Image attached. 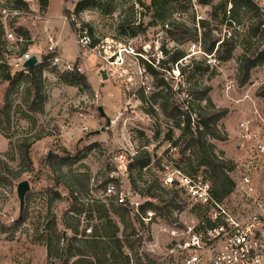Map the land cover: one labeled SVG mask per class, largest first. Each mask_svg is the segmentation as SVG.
I'll return each instance as SVG.
<instances>
[{
  "label": "rangeland",
  "instance_id": "rangeland-1",
  "mask_svg": "<svg viewBox=\"0 0 264 264\" xmlns=\"http://www.w3.org/2000/svg\"><path fill=\"white\" fill-rule=\"evenodd\" d=\"M18 1L20 4H17ZM27 1L11 0L7 4L8 8L18 12V16L6 20L0 16L3 31L0 34V65L6 63L11 74L20 72L14 67V62L21 54L30 50L39 54L41 61L47 55L48 36L43 30L46 25L44 3L48 5L51 19L60 16L64 24L70 25L74 38L78 26L90 29L101 57L105 55L110 59L106 62L96 53L83 56L79 60L82 68L79 73L85 80L76 86L63 82V73L58 66L46 62L43 78L47 100L41 113L26 110L20 91L10 93L9 99L13 104L9 114V139H5L0 132V264H50L51 261L46 259V243L48 238L55 239L52 227L55 225L66 239L73 236L72 231L62 224L72 217L69 192L77 191L82 200H90L88 195L93 200L100 197V184L115 169L114 158L119 155H123L129 164L137 153L140 156L149 154L150 167L147 170L133 167L130 174L142 190L146 187L143 182L157 181L160 184L169 173V165L180 157L177 153L181 142L176 150L169 149V144L180 135L174 128V120L169 118V109L174 105L180 107L183 101L189 100L186 99L189 89L198 91L204 85L210 86L209 97L215 109L227 111L216 123L219 133L226 134L227 140H211L214 152H223L225 159H238L237 145L240 140L237 124L240 121L259 123L261 118L264 120V62L251 69L245 84L239 83V63L245 50L249 51L248 54L254 52L263 37L251 35L250 29L256 22L251 13H238L233 22L228 19V14L223 16L221 6L226 3V10H229L231 0H208L210 6H200L191 0V10L169 13L167 23H182L192 31L191 40L180 38L181 45L170 41L166 33L170 30L169 26L163 28L155 20L153 9L149 8L150 0H110L112 10L108 14L86 8L77 16L72 13L75 4L82 0ZM3 21L24 39L23 43L14 44L5 40ZM49 32V36L56 40V32ZM204 32L209 37L231 39L236 44L228 61H218L201 51ZM73 37L64 36L60 40L66 60L78 57L80 51ZM123 46L131 47L135 55L125 54ZM174 48H180L186 54L179 65L189 67H185L182 75L169 62H166L167 71L157 67L162 58L160 50L170 53ZM55 53L53 55L58 56L57 50ZM191 61L195 62L194 67ZM200 62L208 64L209 70L204 72V65ZM147 66L155 69L158 79L163 78L165 83L155 99L152 96L157 88L147 72ZM143 83L150 87L148 93H144ZM169 84L172 92H169ZM178 84L182 85L179 90ZM7 90L8 83H0V107ZM141 97L146 103L140 101ZM99 107L103 109L104 117L99 114ZM194 112L197 116L203 114L195 105L192 108ZM22 139L30 143L24 158H21L16 143ZM23 181L28 182L29 191L24 197L25 215L21 222L16 187ZM164 187L166 193L163 200H170L175 193L173 205L180 206L181 211H173L172 206L164 208L165 203L151 199L162 215L155 223L169 225L174 218L177 221L187 220L190 212L184 196L176 189ZM53 192L59 198L54 197ZM111 212L113 221L120 227L118 235L121 240L130 235L127 241L133 250L125 249V253L130 255L131 264H136V257L143 255L153 260L156 254L148 247L149 242H157L161 246L166 241L159 228L151 225L147 233L133 223L134 231H125L127 218L124 214H116L115 209ZM73 217L79 221V233L99 223L95 208L87 205L83 206L79 216ZM138 237L145 243H140ZM55 263L58 264L57 260Z\"/></svg>",
  "mask_w": 264,
  "mask_h": 264
},
{
  "label": "trees",
  "instance_id": "trees-1",
  "mask_svg": "<svg viewBox=\"0 0 264 264\" xmlns=\"http://www.w3.org/2000/svg\"><path fill=\"white\" fill-rule=\"evenodd\" d=\"M45 1V0H44ZM46 2V1H45ZM197 5L200 6H210L208 0H195ZM20 4V1L17 2ZM231 7L229 10H226V3L221 6L222 14L225 17L228 14V19L233 22L235 15L238 13H251L253 18L256 19L253 27L250 29L251 35H259L263 37V40L260 41L261 44L255 49L254 52L248 54V50H245L244 55L242 56L239 63L240 71V85L246 83L249 72L254 67L262 64L264 62V16L262 15L261 9L256 5L252 0H231ZM47 7L46 3L43 4V10ZM193 7L191 0H150L149 8L153 9L154 18L156 21H159L163 28L170 27V30L166 33L169 35V39L175 45H181L182 37H185V40H191L192 31L184 24L173 22L167 23L169 13L175 12H187ZM86 8H95L103 14H108L111 10L110 0H82L78 1L75 4L73 15L77 16L80 11ZM65 14L69 15L68 11H65ZM230 22V23H231ZM73 24H71L72 27ZM204 29V28H203ZM90 36L91 30L87 29ZM2 27H0V34L2 35ZM203 38L200 42L201 51L206 54L214 57L218 61H228L233 51L236 49V44L231 40L220 39L218 37H209L205 32L202 33ZM250 35V36H251ZM211 38V39H210ZM92 42L91 47L97 45L91 36ZM263 41V42H262ZM262 48V49H261ZM258 51V53H256ZM169 54V59L168 58ZM161 62H158L157 67L163 71H167L169 67H166V62L175 65L178 69L179 75L184 73L185 67H181L179 64L186 57L184 50L180 48H174L172 52L168 53L164 49L160 50ZM54 55H46L43 57V61L40 64H37L31 69H26V72H16L14 74L10 73L9 66L6 63L0 65L1 75L0 83H8V90L6 91L3 102L0 107V132L5 139H9V114L12 107V101H10V93L20 91L23 95V103L26 106V110L29 113L32 112H43L44 104L47 100L46 92L44 91V64L47 62V59L53 57ZM167 59V61H165ZM191 65H195V62L191 61ZM200 65L204 63L200 62ZM180 66V67H179ZM204 72L209 70V65L205 64L202 67ZM147 72L151 75L154 81V86L157 88V91L152 96L153 99L157 98L160 94L159 89L165 84L163 78L158 79V72L153 69L151 66H147ZM63 73V82L69 86H76L84 82L85 78L82 74L73 72V73ZM182 85H177L178 90ZM211 87L204 85L199 88L198 91L188 90L186 99L182 102L181 106L174 105L169 109V118L174 120V128H176L180 135L178 139L174 140L172 144H169V149H177V144L181 142L180 149L178 148L179 159L172 161L175 168L181 170L186 174H193L201 170L207 180L210 181L212 185V194L218 199L222 200L233 187V181L226 173L231 171V162L229 160H224L223 152L216 153L214 152V147L211 145V140L226 141V134H220L216 123L226 115L227 111L223 109H215L209 93ZM169 92H172V87L169 84ZM141 102H145V99L141 97ZM193 105H195L200 111L203 112L202 116H197V113H192ZM148 113V112H147ZM150 113V112H149ZM152 114V110L151 113ZM195 116V118H193ZM178 117V120L176 118ZM169 141L171 136L169 134ZM17 147L21 152V158H24L26 155L30 143L26 139L18 140ZM187 152V153H186ZM192 153V154H190ZM186 156V157H183ZM223 158V159H220ZM132 162L128 164V171H132L133 167L138 168L139 170H147L151 165V157L147 153H143L142 156L134 155L132 157ZM48 161V159H47ZM90 181V180H89ZM129 182L131 189L133 191H138L136 185V180H134L129 175ZM146 185L145 189L140 191L143 195H149L152 198L157 199L160 203H165L164 208L172 206L174 210H180L179 206L173 205V200L176 198L175 193L170 200H163V196L166 192L165 188L161 186V183L157 184V181L153 183H142ZM77 191L69 192L71 199V206L69 212L72 214L70 221H63V226L72 231L73 236L69 239H66L62 233L58 232L55 225L52 227V232L55 239L48 238L46 243V259L50 260V264H130V256L125 253V249L133 250V246L130 245L127 241V236L125 239L121 240V237L118 235L120 227L118 223L113 221L111 217V210L115 209L116 214H124L127 218V225H124V230L134 231L133 223L138 225L141 229H148L144 227L142 223H139L135 220L134 217L130 215V212L122 207L110 203L109 207H106L105 204L100 201H93L88 203L87 206L93 207L97 213L98 225L92 227V235L85 238L84 229L81 233L78 231L79 221L75 220L73 216H79L83 212L84 204L78 202V198L74 195ZM161 193V194H160ZM162 195V196H161ZM54 197L59 195L56 192H53ZM151 206L157 213L161 216L160 208ZM143 211L144 208L142 207ZM25 215V209L21 213V222ZM91 218V217H90ZM122 224V223H121ZM123 233V232H122ZM137 234V233H133ZM66 243L60 244L64 241ZM126 240V241H125ZM135 256H137L135 254ZM73 260L71 261L70 259ZM136 264H154V262L147 257L146 255L141 257H136Z\"/></svg>",
  "mask_w": 264,
  "mask_h": 264
},
{
  "label": "built area",
  "instance_id": "built-area-1",
  "mask_svg": "<svg viewBox=\"0 0 264 264\" xmlns=\"http://www.w3.org/2000/svg\"><path fill=\"white\" fill-rule=\"evenodd\" d=\"M10 1L0 0V16L3 20L18 16L14 8H8L7 4ZM252 1L263 13L264 0ZM2 23L7 42L14 44L24 42V39L8 28L4 21ZM77 28L75 42L80 51L76 60L66 61L57 55L47 59L52 66H58L61 72H81L79 60L87 53H96L101 57L97 47H91L92 39L87 28L79 26ZM55 49L53 39L49 37L45 54H56ZM123 52L135 55L131 47L123 46ZM31 57L29 51L21 54L15 60L14 67L26 72L23 64ZM101 58L106 62L110 59L105 55ZM41 62L39 56L37 63ZM142 72L145 74L144 69ZM142 85L144 93H148L150 87L146 83ZM237 130L240 140V144L237 145L238 159L229 160L232 170L226 172L234 185L222 200L213 196L212 185L201 170L186 174L173 164L169 165V173L160 183L162 187L176 189L184 196L190 212V217L185 221H177L174 218L169 225L155 223L162 215H157L149 205L156 207L151 199H157L141 194L142 189L139 187L136 192L131 186L126 187L130 183V173L128 162L123 155L114 158L115 169L108 174L106 181L100 184L102 188L100 197L93 200L88 195L90 200H82L78 193L74 195L80 204L87 205L93 201H100L106 207L114 203L126 208L137 222L148 229V231L144 229L147 233L151 225L158 227L159 233L163 234L166 241L161 246L157 242H149L148 247L156 254V257L151 259L154 264H264V120L261 118L259 123L240 121ZM174 211L178 213L181 209ZM174 214L176 216V213ZM84 235L85 238L92 235L91 225L84 229ZM141 239L138 237L140 243H145Z\"/></svg>",
  "mask_w": 264,
  "mask_h": 264
},
{
  "label": "crops",
  "instance_id": "crops-1",
  "mask_svg": "<svg viewBox=\"0 0 264 264\" xmlns=\"http://www.w3.org/2000/svg\"><path fill=\"white\" fill-rule=\"evenodd\" d=\"M46 10H47V12H46ZM45 15H46V17H45V26H43V30H45V32H46V34H47V36H48V38L50 37L49 36V30L50 31H55L56 32V40L54 39V38H52L53 39V42H54V44H55V46H56V49H55V52H56V50H57V54H58V56L61 58V59H63V60H66V58H67V56L64 54V51H63V49L60 47V40H62V38L64 37V36H72L73 37V35H72V33H71V30H70V25L68 26V25H66V24H64L62 21H61V19H60V16L58 17V18H56L55 20L54 19H51L49 16H48V5H47V7H46V9H45ZM47 18V19H46ZM66 21V20H65ZM62 28V30L61 31H59V30H57V29H59V28ZM74 38V37H73ZM74 40H75V38H74ZM47 46H48V39H47ZM46 46V47H47ZM29 52L31 53V51L29 50ZM32 54V56H34V57H36V58H38L40 55L39 54H36V53H31ZM77 58V57H76ZM76 58L74 57V58H72V59H69V60H66V61H70V62H72V61H75L76 60Z\"/></svg>",
  "mask_w": 264,
  "mask_h": 264
},
{
  "label": "water",
  "instance_id": "water-1",
  "mask_svg": "<svg viewBox=\"0 0 264 264\" xmlns=\"http://www.w3.org/2000/svg\"><path fill=\"white\" fill-rule=\"evenodd\" d=\"M37 58L32 56L29 60H27L23 67L25 69H31L37 65ZM99 114L104 117L105 114L101 107L98 108ZM29 191V184L26 181L20 182L16 187V195L19 203V215H21L23 208H24V197L25 194Z\"/></svg>",
  "mask_w": 264,
  "mask_h": 264
}]
</instances>
